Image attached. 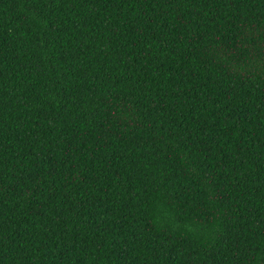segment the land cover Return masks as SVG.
Instances as JSON below:
<instances>
[{"label":"trees","instance_id":"trees-1","mask_svg":"<svg viewBox=\"0 0 264 264\" xmlns=\"http://www.w3.org/2000/svg\"><path fill=\"white\" fill-rule=\"evenodd\" d=\"M0 264H264V0H0Z\"/></svg>","mask_w":264,"mask_h":264}]
</instances>
